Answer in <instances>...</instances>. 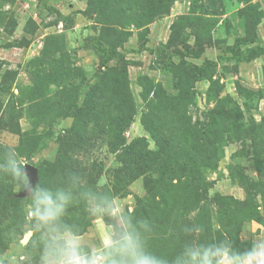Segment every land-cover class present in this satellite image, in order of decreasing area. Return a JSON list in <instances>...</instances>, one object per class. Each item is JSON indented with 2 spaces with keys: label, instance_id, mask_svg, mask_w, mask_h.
Instances as JSON below:
<instances>
[{
  "label": "rangeland",
  "instance_id": "374dc122",
  "mask_svg": "<svg viewBox=\"0 0 264 264\" xmlns=\"http://www.w3.org/2000/svg\"><path fill=\"white\" fill-rule=\"evenodd\" d=\"M235 45L264 47V0H0V264H38L10 235L29 212L10 150L35 186L110 196L169 261L264 237V54ZM65 219L109 238L79 198Z\"/></svg>",
  "mask_w": 264,
  "mask_h": 264
},
{
  "label": "clouds",
  "instance_id": "9594fccd",
  "mask_svg": "<svg viewBox=\"0 0 264 264\" xmlns=\"http://www.w3.org/2000/svg\"><path fill=\"white\" fill-rule=\"evenodd\" d=\"M4 169L22 180L28 192L29 212L20 230H11L18 247L22 234L33 236L30 246L38 249V264H264V237L250 248L235 251L228 241L202 244L186 242L183 250L169 261L147 245V226L127 215L114 214V201L107 194L90 189L77 191L80 177L71 176L65 187L32 186L24 176L22 163L11 150ZM85 202L91 216L110 219L109 238L98 247L87 246L79 229L66 221L75 199Z\"/></svg>",
  "mask_w": 264,
  "mask_h": 264
},
{
  "label": "trees",
  "instance_id": "16d2710c",
  "mask_svg": "<svg viewBox=\"0 0 264 264\" xmlns=\"http://www.w3.org/2000/svg\"><path fill=\"white\" fill-rule=\"evenodd\" d=\"M231 53L234 59L240 62H248L257 56L264 54V47H259V46L254 47L248 50L247 54H245V52L244 53L240 52V50L238 49V46L235 45L231 48Z\"/></svg>",
  "mask_w": 264,
  "mask_h": 264
},
{
  "label": "water",
  "instance_id": "95a60500",
  "mask_svg": "<svg viewBox=\"0 0 264 264\" xmlns=\"http://www.w3.org/2000/svg\"><path fill=\"white\" fill-rule=\"evenodd\" d=\"M37 168L32 165H26L24 169V174L26 175L29 183L35 186L37 183Z\"/></svg>",
  "mask_w": 264,
  "mask_h": 264
}]
</instances>
